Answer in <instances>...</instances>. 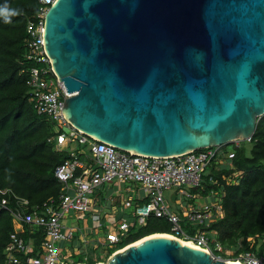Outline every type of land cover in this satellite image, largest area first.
<instances>
[{"label":"water","instance_id":"1","mask_svg":"<svg viewBox=\"0 0 264 264\" xmlns=\"http://www.w3.org/2000/svg\"><path fill=\"white\" fill-rule=\"evenodd\" d=\"M43 39L62 113L116 148L247 140L264 114V0H55ZM159 234L104 264H236Z\"/></svg>","mask_w":264,"mask_h":264},{"label":"built area","instance_id":"2","mask_svg":"<svg viewBox=\"0 0 264 264\" xmlns=\"http://www.w3.org/2000/svg\"><path fill=\"white\" fill-rule=\"evenodd\" d=\"M55 0H38L39 6L35 16L26 22V51L25 58L40 64L39 67H30L27 84L29 87V99L35 110L43 114L52 123L56 134L49 138L54 142L56 150H67L70 157L58 165L55 169V176L58 178L61 187V194L58 201L50 199L48 203L41 206L29 207V202L13 194L16 207L11 210V217L14 224V232L11 234V241L4 249L5 264H74V261L67 259L72 254H80L79 247L72 251L63 249L60 244L69 242L75 232L79 230L76 226L67 227V234L63 233L64 226L60 223L62 217L70 212L86 213L93 221H99L103 216L100 208L90 195L97 186L105 182L116 181L118 188L114 190L115 196L120 200L124 208L135 206L134 220L119 219L110 224L104 231V236L95 241L101 245L112 246L119 241L121 235L128 232L134 222L143 225L146 217L153 213L157 217L165 218L170 224L172 238L192 243L196 248L202 249L212 257L233 261L241 264H264V255H258L253 251H245L237 258H225L215 255L213 252H223L219 241L210 238L205 232L195 230L193 233H186L181 227L182 218L195 222H211L221 215L222 206L220 191L210 190L205 195V201L199 207L188 206L184 209L183 215L172 209L171 204L165 198L164 191L175 189L178 192L179 200L175 204L184 208L187 204L185 198H193L196 195L190 194L184 187L200 186L203 173L207 166L216 161L224 162L233 156L229 150H223L222 146L207 147L198 150H190L184 153L169 156H150L128 150H122L95 137L86 134L76 128L62 113L64 100L70 96L63 83L56 76L51 59L44 48V16L49 6ZM250 139H247L249 141ZM240 140H234L236 146ZM79 174H75L77 170ZM233 172L227 181H232L237 176ZM125 182L134 183L140 190H143L147 201L142 202L140 198L135 199L123 197L121 185ZM130 193L133 191L130 190ZM9 189H1V207L9 204L7 195ZM142 198V199H143ZM112 200L111 198L109 199ZM105 215V214H104ZM29 224L35 227H42L44 231L43 240L37 255L29 253L32 250L31 244L25 243L18 236L17 226L23 227ZM85 232L80 233V237ZM78 239V238H77ZM249 241L253 238L249 237ZM79 242H86V239H78ZM227 252V251H226ZM61 255V256H60ZM85 264V263H76Z\"/></svg>","mask_w":264,"mask_h":264},{"label":"trees","instance_id":"3","mask_svg":"<svg viewBox=\"0 0 264 264\" xmlns=\"http://www.w3.org/2000/svg\"><path fill=\"white\" fill-rule=\"evenodd\" d=\"M5 5L22 9L23 14L12 17L10 24H5L0 17V188L11 191L7 195L9 204L0 205V264H5L4 249L14 232L10 212L16 207L13 194L27 199L31 208L48 203L50 199L57 202L62 184L55 176V169L70 157L67 150L54 148V142L49 140L56 134L52 123L35 110L29 99V68L40 64L24 56L25 27L38 10V0H0V7ZM227 144L222 149L229 150L233 156L224 158L223 163L212 161L200 186L187 187L190 194L201 197L210 190L220 191L221 215L211 222L196 224L182 218L181 227L188 234L200 230L219 241L223 252L214 251L215 255L231 259L245 251L264 255V114L257 119L249 141H240L238 146L232 143L231 148ZM79 172L78 169L75 174ZM233 172L238 175L228 182L226 177H231ZM189 199L191 202L194 197ZM145 201L147 199L143 198L141 203ZM96 204L103 208L102 198L97 199ZM131 207L128 212L120 211V219L134 220L135 206ZM154 233L170 234V224L151 213L143 225L134 222L117 243L103 245L106 252L102 259L91 256L83 259L81 253L74 254L73 257H77L74 264L102 262L115 251ZM18 236L31 244L29 255H37L44 236L43 228L23 224ZM77 237L74 235L70 242ZM249 237L253 238L252 242Z\"/></svg>","mask_w":264,"mask_h":264},{"label":"rangeland","instance_id":"4","mask_svg":"<svg viewBox=\"0 0 264 264\" xmlns=\"http://www.w3.org/2000/svg\"><path fill=\"white\" fill-rule=\"evenodd\" d=\"M231 145H232V143H229V144H227V147L231 148ZM209 166L210 165H208L207 167H209ZM120 185H121V193H122L123 197L135 199L138 197L140 198V194L143 195L140 188L137 187L134 183L125 182V183L120 184ZM187 187L188 186L186 185L184 188L187 189ZM117 188H118V184L116 181H108V182H105L102 186L95 187L93 190V193L90 195L92 197H99V195L101 196L102 204H103L102 210H104L105 215L102 216L99 221H93L90 219L89 216H87L85 218L88 219V222H84L83 221L84 219H82V215H77L76 213L74 214V212H70V214H66L64 217H62V219L60 221V223L64 226V228L62 229L63 233L67 234V232H68L67 227L77 226L79 228V230L77 232H75V235L80 236V233L82 232V230L83 231L86 230V228L83 227V225L86 223H87V226L90 228H95L98 224H104L105 225L104 229H106L110 224L116 223V221L120 219V216H121L120 211L121 210L128 212L132 208V207L124 208L120 204V200H118V198H116L115 196L110 197V194L113 192V190H115ZM130 190H132L133 192L130 193L129 192ZM97 192H99V194H97ZM113 194H114V192L112 193V195ZM107 197H108V199H107ZM101 198H99V199H101ZM110 198L112 199L111 200L112 204L117 206L115 213L110 211V203H109ZM203 201L204 200L202 198H199V199L195 200V203L199 204V203H202ZM169 202L171 203V200H169ZM196 223L197 222H194V224H196ZM103 236H104V230L102 231V233H97L94 235L95 239H93L92 245L88 246L86 249H84V248L81 249V255H82L83 259H86V257H88V256L89 257L91 256L94 259H102L103 258V256L105 255V252H106V248L104 247L105 245L104 246L100 245L95 241L96 239L101 238ZM250 242H252V240ZM73 243L75 244L76 241H74ZM67 244L71 245L70 242H67ZM228 253L232 254V252H228ZM75 258L77 259L76 256L75 257H73V256L67 257V259L70 261L76 260ZM107 259L108 258H106L100 264L106 263Z\"/></svg>","mask_w":264,"mask_h":264},{"label":"crops","instance_id":"5","mask_svg":"<svg viewBox=\"0 0 264 264\" xmlns=\"http://www.w3.org/2000/svg\"><path fill=\"white\" fill-rule=\"evenodd\" d=\"M116 190V189H115ZM138 190V189H137ZM114 191V190H113ZM143 195L140 194V199L139 200H142L143 196H144V192L143 190H141ZM97 194H99V192H97ZM164 195H165V198L169 201L171 200V207L173 210H175L177 213L179 214H182L183 215V210L188 208V206L192 205V206H197L199 207L202 203H204L205 201V197H201L200 195L198 196H195L194 199L190 202V199H184L185 203L187 204L186 206H184V208H179V206L177 204H175V201L179 200V198L177 197L178 195L176 194V190L175 189H170V190H165L164 191ZM101 198V196L99 195V197H93L94 201L97 202V199ZM199 198H202L204 201L202 203H195V200L196 199H199ZM109 203L112 204V202L109 200ZM98 205V204H97ZM117 209V206L116 205H113L110 207V211L111 212H114L116 211ZM77 214V215H82V219H84L83 221L84 222H88V219H86L85 217L89 216L88 214L86 213H80V212H74V214ZM70 214V213H69ZM103 214L104 213V210H103ZM90 217V216H89ZM91 219V218H90ZM92 220V219H91ZM104 224H98L95 228H90L87 226V223L83 225L84 228H86V230L84 231L85 234L82 235L81 237L78 236L77 238L78 239H86V242H79L78 239L76 238V243H71V245H68L67 242H62L60 244L61 248L63 249L62 251V254H65V249L69 250V251H72L74 248L76 247H79V249L81 250L82 248L86 249L88 246H90L92 243H93V239H95L94 235L97 234V233H102V231L104 230L103 228ZM77 227V226H76ZM78 228V227H77ZM17 230L18 231H21L22 230V227L20 226H17ZM83 231V230H82ZM90 238V239H89ZM102 238V237H101ZM74 254H72L73 256Z\"/></svg>","mask_w":264,"mask_h":264},{"label":"clouds","instance_id":"6","mask_svg":"<svg viewBox=\"0 0 264 264\" xmlns=\"http://www.w3.org/2000/svg\"><path fill=\"white\" fill-rule=\"evenodd\" d=\"M22 14H23V10L19 9V8H13V7H10V6H7V5H5L4 7H0V17L3 18L5 24L12 23V17L20 16ZM240 141H247V140H240ZM222 145H224V144H222ZM196 150H198V149H196ZM97 263H101V262H97ZM97 263H95V264H97Z\"/></svg>","mask_w":264,"mask_h":264},{"label":"bare ground","instance_id":"7","mask_svg":"<svg viewBox=\"0 0 264 264\" xmlns=\"http://www.w3.org/2000/svg\"><path fill=\"white\" fill-rule=\"evenodd\" d=\"M159 235H164V236L166 235V236L172 237L171 235H167V234H165V233H161V234H159ZM152 236H156V235H150V236H147V237H145V238L139 239V240H137V241H135V242H132V243L126 245L124 248L117 250L116 253H118V252H122V251H124L126 248H128L129 246L136 245V244H138L139 242H142L144 239L150 238V237H152ZM182 242H183V244H186V245H188V246L195 247L192 243L184 242V241H182ZM195 248H196V247H195ZM99 264H100V263H99ZM236 264H241V263H240V262H237Z\"/></svg>","mask_w":264,"mask_h":264}]
</instances>
